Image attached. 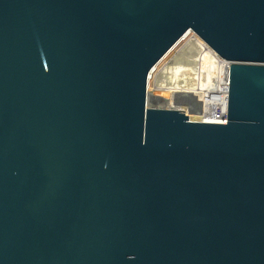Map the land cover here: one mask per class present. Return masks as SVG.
Segmentation results:
<instances>
[{"label":"water","instance_id":"1","mask_svg":"<svg viewBox=\"0 0 264 264\" xmlns=\"http://www.w3.org/2000/svg\"><path fill=\"white\" fill-rule=\"evenodd\" d=\"M188 31L226 123L148 105ZM0 264H264V0H0Z\"/></svg>","mask_w":264,"mask_h":264},{"label":"bare ground","instance_id":"2","mask_svg":"<svg viewBox=\"0 0 264 264\" xmlns=\"http://www.w3.org/2000/svg\"><path fill=\"white\" fill-rule=\"evenodd\" d=\"M192 31H188L182 39L162 58V60L152 69L149 76V87H148V105H156L168 108H181L185 110L188 115L201 116L199 108L201 106V98L204 96L206 91V84L200 77L203 76L204 72L201 68L202 58L206 52H213V49L196 33L191 36V39L187 44L177 50L178 52L173 55L174 48L186 38ZM183 42V41H182ZM191 45H197L199 48L196 56L189 55L187 48ZM191 48V47H190ZM195 48V47H194ZM195 51V50H194ZM197 51V50H196ZM195 51V52H196ZM206 51V52H205ZM191 52V51H190ZM171 55V58H169ZM169 59L165 65L159 70L158 77L155 86L151 88L150 82L153 73L158 67ZM214 65V64H213ZM192 68L198 70L199 80L197 83L189 84L188 78ZM209 73V72H208ZM166 76V78H165ZM182 81V83H181ZM178 82V83H176ZM222 83V80H218V84ZM218 92H222L217 87ZM222 95V93H220ZM198 98V102L196 100ZM204 117L202 116L201 119ZM199 120V119H194ZM212 121V120H209Z\"/></svg>","mask_w":264,"mask_h":264},{"label":"built area","instance_id":"3","mask_svg":"<svg viewBox=\"0 0 264 264\" xmlns=\"http://www.w3.org/2000/svg\"><path fill=\"white\" fill-rule=\"evenodd\" d=\"M212 59L211 69L214 72L213 78L216 81L208 83L204 96L201 98V106L199 108L203 119L206 122L226 123L228 118V92H229V70L230 62L220 57L214 50L210 53ZM221 79L222 83L218 84ZM221 89L222 92H218ZM222 93V95H220ZM212 120V121H209Z\"/></svg>","mask_w":264,"mask_h":264},{"label":"rangeland","instance_id":"4","mask_svg":"<svg viewBox=\"0 0 264 264\" xmlns=\"http://www.w3.org/2000/svg\"><path fill=\"white\" fill-rule=\"evenodd\" d=\"M195 32L194 31H192V33H190L186 38H184L175 48H174V50H173V53L171 54V55H173V54H175V52L177 53L178 51V49L179 50H181L180 48H182V47H184L186 44H187V42L191 39V36L193 37V34H194ZM187 41V42H186ZM191 47V48H190ZM190 47H188L186 50H187V52H188V54L189 55H193V58H194V56H196V55H198L197 54V52L199 51L198 49L199 48H197L198 46L196 45H191ZM195 47V48H194ZM196 52H195V51ZM191 51V52H190ZM206 52V51H205ZM171 55H170V57L169 58H171ZM212 59L213 58H211L210 57V52H206L205 54H204V58H202V60H201V62H202V65H201V68H202V70H203V72H204V74H203V76H201L200 78L201 79H203V81L205 82V84H206V86L208 85V83H210V82H213V81H216V79L215 78H213V76H214V72H213V70L211 69V66H213V63L211 62L212 61ZM169 59H166V61H164L159 67H158V69H156V71L153 73V76H152V79H151V82H150V87L151 88H153L154 86H155V82H156V79H157V77H158V74H159V70L163 67V65H165V63L168 61ZM209 72V73H208ZM198 70L197 69H195V68H192L191 69V71H190V75H189V77L190 78H188V83L191 85V84H194V83H197V79L199 80V76H198ZM165 78H166V76H165ZM176 83H178V82H176ZM181 83H182V81H181ZM148 87H149V82H148ZM196 100H197V102H198V98H196ZM152 106H156V105H152ZM162 106H164V105H162Z\"/></svg>","mask_w":264,"mask_h":264}]
</instances>
